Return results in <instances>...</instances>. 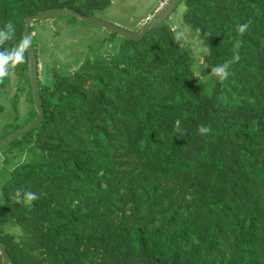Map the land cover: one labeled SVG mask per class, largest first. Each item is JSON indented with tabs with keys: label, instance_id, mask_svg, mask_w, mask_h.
Wrapping results in <instances>:
<instances>
[{
	"label": "trees",
	"instance_id": "16d2710c",
	"mask_svg": "<svg viewBox=\"0 0 264 264\" xmlns=\"http://www.w3.org/2000/svg\"><path fill=\"white\" fill-rule=\"evenodd\" d=\"M112 1L0 0V28L16 29L6 47L28 16L94 17ZM182 2L200 57L166 21L138 41L106 30L108 49L62 62L32 41L43 119L6 146L21 152L0 205L10 264H264V0ZM236 54L234 75L209 76ZM35 117L27 58L0 84V140ZM16 189L43 194L24 206Z\"/></svg>",
	"mask_w": 264,
	"mask_h": 264
},
{
	"label": "rangeland",
	"instance_id": "374dc122",
	"mask_svg": "<svg viewBox=\"0 0 264 264\" xmlns=\"http://www.w3.org/2000/svg\"><path fill=\"white\" fill-rule=\"evenodd\" d=\"M158 1L159 0H113L110 7L105 11L94 14V17L126 31L138 32L140 30V23L145 16L154 15L155 9L158 6ZM184 5V2H182L165 23L169 24L173 29L175 26L176 32L184 28L189 29L187 42H190L193 49H197L196 53H198L200 57L204 55V50H199V44L193 37L191 29L188 26L179 24L183 16ZM33 31L37 33L32 36V41L37 42L38 40V44L43 46L41 52L45 55L44 58H53V48L57 46L63 55L62 58L57 60L60 62H62L63 59L64 61L67 59L69 56V49H72L70 53L73 52L81 54L82 56H91L93 53H101L106 48L108 49L107 46L110 37V34H108L106 30L97 26L81 22V20L73 22L71 19H60L58 17L52 19L50 22L43 20L35 23ZM67 61L69 66L78 63L71 60ZM64 68L66 69V66ZM22 113V118H26L28 116V109L24 107ZM7 114L8 109L6 108L3 116L7 117ZM15 148L17 147L8 146L0 150V205L2 204V186L8 177V172L20 162L19 157L21 156V152L18 148Z\"/></svg>",
	"mask_w": 264,
	"mask_h": 264
},
{
	"label": "clouds",
	"instance_id": "9594fccd",
	"mask_svg": "<svg viewBox=\"0 0 264 264\" xmlns=\"http://www.w3.org/2000/svg\"><path fill=\"white\" fill-rule=\"evenodd\" d=\"M171 1H169V3ZM165 7L166 6L160 8V2H158V6L156 9H159L160 12ZM154 17L155 16L147 15V17L145 18V25L149 21H151ZM147 18L148 20L146 21ZM250 25H251V21L237 24L236 25L237 33L240 36H243L248 31ZM197 31L199 32L200 30L197 29ZM188 33H189V29L187 28H184L181 31L175 33L174 40L181 42L179 44L180 47H184V42L188 40ZM15 35H16V29L11 22L0 28V84H4L6 78L13 76L15 69L18 66L24 64L26 62V59L30 57V48L32 46L33 34L25 33L23 34V36L21 37L18 43H16L11 47H6V45L10 41L15 39ZM241 46H242V41L239 38L236 39L233 45L234 50H239ZM239 59H240L239 55L236 54L231 60L225 61L223 64H217L211 66V72L209 76L215 77L220 81L227 80L230 75H234L233 72H230V67L234 63L238 62ZM174 127L178 133H183L185 131L184 129L181 128V121L179 119L174 121ZM198 132L202 135L207 134L210 132V127L201 125L198 128ZM42 194L43 193H37L31 190L16 189L15 192L12 193L11 198L17 204L30 206L35 201L39 200Z\"/></svg>",
	"mask_w": 264,
	"mask_h": 264
},
{
	"label": "water",
	"instance_id": "95a60500",
	"mask_svg": "<svg viewBox=\"0 0 264 264\" xmlns=\"http://www.w3.org/2000/svg\"><path fill=\"white\" fill-rule=\"evenodd\" d=\"M181 1L182 0H172L151 21H149L139 32L126 31L120 27H117L115 25L101 21L93 16L82 15L73 9L56 8V9L41 11L33 16L26 17L23 22L22 36L25 33L30 34L29 32L30 25L35 21H39L43 19H51L56 16L68 15L76 19H79L85 23H88V24L97 26L99 28L105 29L107 31H110L112 33H115L121 37L138 41L142 37H144L149 31L162 25L171 16V14L179 7V5L181 4ZM37 67L38 65L36 64L34 48L33 46H31L30 57H28V72H29V80H30V86H31L33 105L36 111V117L31 122H29L28 124L20 128L19 130L11 133L4 139L0 140V150L6 147L9 143L20 138L25 133L35 128L43 119V111H42L40 95H39ZM0 256H1V261H2L1 264H10V258L5 250V247L1 244H0Z\"/></svg>",
	"mask_w": 264,
	"mask_h": 264
},
{
	"label": "built area",
	"instance_id": "2783aa9c",
	"mask_svg": "<svg viewBox=\"0 0 264 264\" xmlns=\"http://www.w3.org/2000/svg\"><path fill=\"white\" fill-rule=\"evenodd\" d=\"M170 0H163L162 2H160V8H162L163 6H165ZM148 20V18L146 19V21Z\"/></svg>",
	"mask_w": 264,
	"mask_h": 264
},
{
	"label": "bare ground",
	"instance_id": "6f19581e",
	"mask_svg": "<svg viewBox=\"0 0 264 264\" xmlns=\"http://www.w3.org/2000/svg\"><path fill=\"white\" fill-rule=\"evenodd\" d=\"M144 23V22H143Z\"/></svg>",
	"mask_w": 264,
	"mask_h": 264
}]
</instances>
